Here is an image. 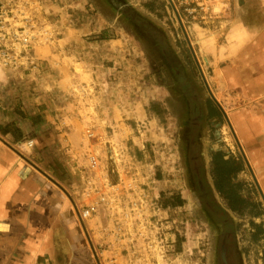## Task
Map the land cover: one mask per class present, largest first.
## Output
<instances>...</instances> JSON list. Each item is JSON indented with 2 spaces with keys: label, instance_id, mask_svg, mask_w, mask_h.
<instances>
[{
  "label": "rangeland",
  "instance_id": "rangeland-1",
  "mask_svg": "<svg viewBox=\"0 0 264 264\" xmlns=\"http://www.w3.org/2000/svg\"><path fill=\"white\" fill-rule=\"evenodd\" d=\"M171 3L0 0L5 25L32 19L39 36L27 61L0 66L5 105L51 114L67 147L80 146L73 162L94 209L83 232L95 264H223L226 243L233 264H264V203L240 151L264 196V94L247 93L258 90L250 74L264 75V0ZM251 26L261 52L237 54ZM37 48L63 51L65 70L54 69L70 79L63 98L44 87L58 76ZM218 152L241 168L234 209L214 185Z\"/></svg>",
  "mask_w": 264,
  "mask_h": 264
},
{
  "label": "crops",
  "instance_id": "crops-1",
  "mask_svg": "<svg viewBox=\"0 0 264 264\" xmlns=\"http://www.w3.org/2000/svg\"><path fill=\"white\" fill-rule=\"evenodd\" d=\"M258 33L254 26L245 28L240 34L244 46L237 54L242 50L260 54V48L253 46ZM33 54L55 73L54 69L65 70L61 61V67L56 62V56L63 54L61 49L37 48ZM58 74L43 85L63 98L70 79ZM250 76L258 90L247 93L263 95L264 75ZM4 86L0 83V264H95L88 254L85 222L79 218L86 207L82 174L73 162L80 146L67 147L60 128L47 124L54 117L51 114L22 112L15 98L12 106H6L10 101ZM77 118L72 117L69 131L74 140L80 135Z\"/></svg>",
  "mask_w": 264,
  "mask_h": 264
},
{
  "label": "built area",
  "instance_id": "built-area-1",
  "mask_svg": "<svg viewBox=\"0 0 264 264\" xmlns=\"http://www.w3.org/2000/svg\"><path fill=\"white\" fill-rule=\"evenodd\" d=\"M2 18L0 15V66L3 68H17L21 63L19 61L28 60V51L36 45L39 36L34 32L35 24L32 19L25 21L24 28L13 29L5 25ZM90 136L91 133L87 131V137ZM31 144L32 142L28 141V145ZM88 162L91 168L97 166V159L94 155L88 157ZM93 211V207H85L79 213V218L84 220Z\"/></svg>",
  "mask_w": 264,
  "mask_h": 264
},
{
  "label": "trees",
  "instance_id": "trees-1",
  "mask_svg": "<svg viewBox=\"0 0 264 264\" xmlns=\"http://www.w3.org/2000/svg\"><path fill=\"white\" fill-rule=\"evenodd\" d=\"M214 155L220 160L214 167V173L217 174L214 180L215 188L221 197L228 201L230 208L234 209L235 203L240 201V196L236 192V187L232 184L231 177L234 168H237V170L241 168L238 166L239 164L231 162L230 159L224 160L221 152L215 153Z\"/></svg>",
  "mask_w": 264,
  "mask_h": 264
},
{
  "label": "water",
  "instance_id": "water-1",
  "mask_svg": "<svg viewBox=\"0 0 264 264\" xmlns=\"http://www.w3.org/2000/svg\"><path fill=\"white\" fill-rule=\"evenodd\" d=\"M168 2H169L170 5L172 6L171 0H168ZM172 8H173V6H172ZM173 10H174V8H173ZM178 22L180 23L179 20H178ZM193 55H194V54H193ZM197 66H198V65H197ZM198 70H199V72H200V74H201L202 80H203L204 85H205V87H206V89H207V91H208V93H209V95H210V98H211L212 101L216 104V106L218 107V109L220 110V112L223 114L224 118L226 119V121H227V123H228V125H229V127H230V130H232V128H231V126H230V123L228 122V119H227L226 113H224V111L222 110V108H221V106L219 105V103L216 101V99L214 98V96L211 94V92H210V90H209V87H208V85H207V83H206V81H205V78H204V76H203V74H202V72H201L199 66H198ZM240 151H241V154H242L243 160H244V162H245V164H246L248 170H249L250 173H251L252 179H253L254 183H256L255 186H256V188H257V190H258V192H259V194H260V196H261V199H262V201H263V203H264V196H263V194H262V192H261V190H260V188H259V186H258V183L256 182V179H255V177H254V175H253V173H252V171H251V168H250V166H249V164H248V161L246 160V157H245V155H244V153H243V151H242L241 148H240Z\"/></svg>",
  "mask_w": 264,
  "mask_h": 264
},
{
  "label": "flooded vegetation",
  "instance_id": "flooded-vegetation-1",
  "mask_svg": "<svg viewBox=\"0 0 264 264\" xmlns=\"http://www.w3.org/2000/svg\"><path fill=\"white\" fill-rule=\"evenodd\" d=\"M227 242V240H224V243H226ZM228 245H227V243H226V246H225V251L223 252V264H233L232 262H231V260L229 259V257H228V252H229V247H227Z\"/></svg>",
  "mask_w": 264,
  "mask_h": 264
}]
</instances>
